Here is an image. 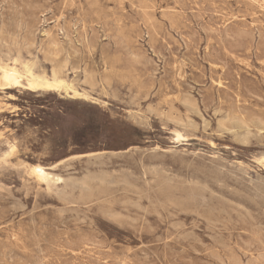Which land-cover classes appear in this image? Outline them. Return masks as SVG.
I'll list each match as a JSON object with an SVG mask.
<instances>
[{"label":"rangeland","instance_id":"rangeland-1","mask_svg":"<svg viewBox=\"0 0 264 264\" xmlns=\"http://www.w3.org/2000/svg\"><path fill=\"white\" fill-rule=\"evenodd\" d=\"M263 7L0 0V264H264Z\"/></svg>","mask_w":264,"mask_h":264},{"label":"bare ground","instance_id":"bare-ground-1","mask_svg":"<svg viewBox=\"0 0 264 264\" xmlns=\"http://www.w3.org/2000/svg\"><path fill=\"white\" fill-rule=\"evenodd\" d=\"M256 3V2H255ZM264 8V7H263ZM236 18V17H235ZM20 52V51H19ZM18 56V55H17ZM9 60V59H8ZM247 65V64H246ZM250 70V69H249ZM2 73V71H1ZM85 73V72H84ZM264 78V77H263ZM26 80L28 83L29 88L32 90H36L39 88L46 89V90H63L66 89L67 86L63 81H49V79L44 78L43 80H38L31 72L27 73V76L20 74L15 69L4 70L0 79V87H10V86H18L22 84V81ZM35 92V91H34ZM240 123V122H239ZM207 125V124H206ZM194 131V130H193ZM177 139H180V135L177 136ZM167 153V152H166ZM192 155V154H191ZM73 160V159H72ZM80 161V160H79ZM262 161V160H260ZM264 162V161H263ZM28 170H31L32 173L38 179H49V174H47L43 167L40 165L36 166H29ZM67 170V169H66ZM30 173V171H29ZM220 173V172H219ZM41 180V181H42ZM145 180V179H144ZM51 181V180H50ZM79 185V184H78ZM93 185V184H92ZM106 185V184H105ZM91 187V186H90ZM96 188V187H95ZM86 189V188H85ZM126 191V190H125ZM125 194V193H123ZM95 195V194H93ZM100 195V194H99ZM26 197V196H25ZM68 198V197H67ZM89 198V197H88ZM84 199V198H83ZM82 199V200H83ZM90 199V198H89ZM264 200V199H263ZM85 201V200H84ZM78 203V202H77ZM96 204V203H95ZM259 205V204H258ZM33 208V207H32ZM78 208V207H77ZM87 209V208H86ZM21 210V209H20ZM18 211V210H17ZM100 212V211H99ZM249 212V211H248ZM102 214V213H101ZM247 217V216H246ZM240 219V218H239ZM90 226V225H89ZM210 227V226H209ZM90 228V227H89ZM210 230V229H209ZM89 250V249H88ZM85 259V258H84Z\"/></svg>","mask_w":264,"mask_h":264}]
</instances>
